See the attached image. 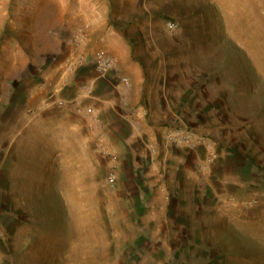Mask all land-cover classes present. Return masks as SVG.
Segmentation results:
<instances>
[{
	"label": "rangeland",
	"instance_id": "rangeland-1",
	"mask_svg": "<svg viewBox=\"0 0 264 264\" xmlns=\"http://www.w3.org/2000/svg\"><path fill=\"white\" fill-rule=\"evenodd\" d=\"M0 264H264V0H0Z\"/></svg>",
	"mask_w": 264,
	"mask_h": 264
},
{
	"label": "crops",
	"instance_id": "crops-1",
	"mask_svg": "<svg viewBox=\"0 0 264 264\" xmlns=\"http://www.w3.org/2000/svg\"><path fill=\"white\" fill-rule=\"evenodd\" d=\"M129 77H131L132 81H133V87L131 88V90H126L124 89L122 86H116L115 90L114 88H106L105 90L102 91L98 90L95 91V95L92 96L90 99H88L89 103L95 105V109H106V108H110V109H114L116 108V105H122L123 108H125L126 110H128V113L126 114H120V113H116L117 117H121V118H130L131 116L129 115L131 108H134L137 104H139L141 102V90L142 87H139L138 84L141 80V77L132 73H129ZM58 94V92H57ZM116 94L119 97H115ZM132 94V96H131ZM59 99V97L57 98V100ZM82 101H84L82 99V96H78L75 100V104L73 105H68L67 108H65V110H63V112L59 113L58 111L55 112V115L52 114V116L55 117H63V118H67L68 121L70 122L68 126L63 127V131H68L71 133L74 132H80L82 131V128L85 127L86 124V118L84 116V114L82 115L81 113V109H87V105L84 104V107L81 106ZM77 105H79V107H77ZM83 105V104H82ZM86 107V108H85ZM88 110V109H87ZM86 110V111H87ZM113 118V115H111V119ZM110 122L112 123V121L110 120Z\"/></svg>",
	"mask_w": 264,
	"mask_h": 264
},
{
	"label": "built area",
	"instance_id": "built-area-1",
	"mask_svg": "<svg viewBox=\"0 0 264 264\" xmlns=\"http://www.w3.org/2000/svg\"><path fill=\"white\" fill-rule=\"evenodd\" d=\"M93 57H94V60L96 61L97 65H98V67L101 70H106L113 65V60L110 57L105 56L102 52H99V51L96 52L93 55ZM121 82H122L123 86H129L130 85L129 79L126 77H123L121 79ZM109 183L113 185L115 183V178L111 177L109 179Z\"/></svg>",
	"mask_w": 264,
	"mask_h": 264
}]
</instances>
